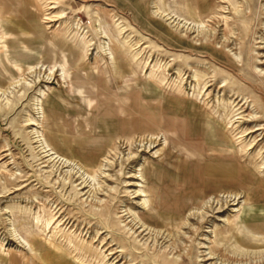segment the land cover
I'll return each mask as SVG.
<instances>
[{"label": "rangeland", "instance_id": "374dc122", "mask_svg": "<svg viewBox=\"0 0 264 264\" xmlns=\"http://www.w3.org/2000/svg\"><path fill=\"white\" fill-rule=\"evenodd\" d=\"M0 264H264V0H0Z\"/></svg>", "mask_w": 264, "mask_h": 264}, {"label": "crops", "instance_id": "0c3cea01", "mask_svg": "<svg viewBox=\"0 0 264 264\" xmlns=\"http://www.w3.org/2000/svg\"><path fill=\"white\" fill-rule=\"evenodd\" d=\"M227 167H228V166H227ZM229 168H230V167H229ZM229 168H228V169H229ZM225 169H227V168H225Z\"/></svg>", "mask_w": 264, "mask_h": 264}]
</instances>
